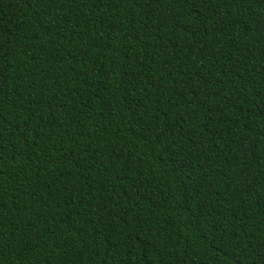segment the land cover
<instances>
[{"label":"trees","instance_id":"trees-1","mask_svg":"<svg viewBox=\"0 0 264 264\" xmlns=\"http://www.w3.org/2000/svg\"><path fill=\"white\" fill-rule=\"evenodd\" d=\"M0 264H264V0H0Z\"/></svg>","mask_w":264,"mask_h":264}]
</instances>
